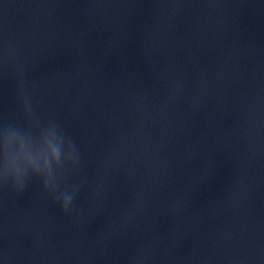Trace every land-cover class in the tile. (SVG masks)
Returning <instances> with one entry per match:
<instances>
[{
    "label": "water",
    "instance_id": "obj_1",
    "mask_svg": "<svg viewBox=\"0 0 264 264\" xmlns=\"http://www.w3.org/2000/svg\"><path fill=\"white\" fill-rule=\"evenodd\" d=\"M0 264H264V0H0Z\"/></svg>",
    "mask_w": 264,
    "mask_h": 264
}]
</instances>
